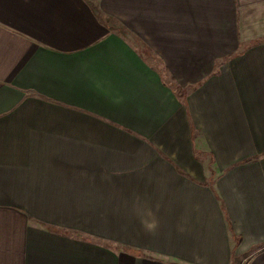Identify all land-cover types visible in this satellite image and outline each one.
I'll return each mask as SVG.
<instances>
[{
	"label": "crops",
	"instance_id": "crops-1",
	"mask_svg": "<svg viewBox=\"0 0 264 264\" xmlns=\"http://www.w3.org/2000/svg\"><path fill=\"white\" fill-rule=\"evenodd\" d=\"M0 264H264V0H0Z\"/></svg>",
	"mask_w": 264,
	"mask_h": 264
}]
</instances>
